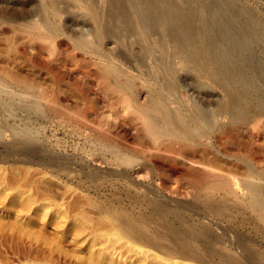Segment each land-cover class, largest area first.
I'll return each mask as SVG.
<instances>
[{"label": "bare ground", "instance_id": "bare-ground-1", "mask_svg": "<svg viewBox=\"0 0 264 264\" xmlns=\"http://www.w3.org/2000/svg\"><path fill=\"white\" fill-rule=\"evenodd\" d=\"M82 1L84 0H6L9 7L0 8V12L2 14L9 12L13 21L27 15L33 16L32 21L27 22L26 28L33 29L32 26H36L39 29L37 32L41 35L46 31L48 35L65 33L77 49L91 59L93 57L100 59V62L96 63L97 68L85 73L81 83L78 80H68L53 65L47 70L49 78L57 82L63 80L68 82L75 92L85 97L86 106H83L82 101L79 108V104L77 105L76 102L72 104V101H68L60 92L57 91L56 96L53 89L49 96L39 95L30 98L26 97L25 93L23 95L16 93L15 97V93L7 89L6 91V87L0 86V114L7 112L12 114L11 111L16 109L32 111L34 116L38 115L44 110L40 100L46 98L47 110L56 122H64L67 116L82 121V125H78L80 127L76 126V132L79 133L76 136L79 135L83 142L80 146L84 149L81 148V150L87 152L92 161L106 163L109 167L107 175L111 178L119 180L121 174H124L123 170L128 168H131V172L140 178L146 169V162H151L160 169H170L173 178L177 180L185 178L187 183L195 188L194 194L191 195L194 198H192L194 204H190L195 206L200 214L203 213L204 216L211 218L216 216L231 219L237 213L249 212L264 223V186L259 182L257 175L249 170L243 172L242 170L245 169H242L243 164L240 165L239 162L215 163L217 155L209 149V144L216 142L221 146L222 152L234 153L233 151L236 152L238 149L241 153V149L245 146L244 142L241 141L242 147L237 148L235 144L236 147H233L229 141H232L235 136L239 139V135L244 133L251 135L254 132L253 129L264 130V91H257L253 82L257 79L264 84V69H262L264 57L257 55L254 50H248L243 53L242 59L232 63L227 61L230 60L226 58L227 51L222 48L215 37L210 38L214 39L215 43L211 41L204 44H190L188 39L192 33L187 34L185 31V20L188 16L183 11L175 13L172 9V11L168 9L169 13L166 14L149 15L141 11V7L135 4L136 0H89V6H84ZM71 6L85 10L79 15L67 16L58 23L50 20L46 13V11H51L54 16L61 17L62 14L68 12ZM168 15L171 16V21L167 27L163 28L160 26L159 18ZM80 16L82 17L79 18ZM67 22L78 27H67ZM85 26L88 27L84 28ZM40 27H43L44 32L40 30ZM7 42L10 43L11 40ZM110 43L114 45H109ZM18 52L20 56L26 55L24 49H18ZM26 61L31 63H29L31 67L23 62L16 71H9V75L24 87H30V85H36L37 82V65L33 58L27 57ZM227 68L230 69L229 72ZM247 70L255 72L253 75L243 74L239 77L232 74L235 71L245 73ZM220 74H225V76L217 80ZM203 76L215 81L223 88V104H216L215 107L209 108L214 103V98L213 94L204 90L203 85L200 84L198 79ZM232 83L243 84V89L230 90L228 86ZM93 84L95 92L91 95L89 89ZM186 88L192 90V93L195 92V95L187 94ZM2 114L0 135L2 127L8 125L11 133L18 134L20 136L18 140L22 141V143L18 142L19 147L13 144L15 147H11L13 153L18 154L17 151L20 150L19 156L35 160L41 167H46L51 171L61 172V174L63 172L67 175L75 173V168L70 167L69 162H62L61 158L55 159L46 151H42L40 144L36 146L34 144L33 149H31L32 146L28 149L26 145L33 144L38 133L27 125L9 124V120L7 121L6 116ZM226 115L232 119L231 123L217 125L216 119ZM67 121H65L66 124ZM248 123H251L250 127ZM224 142L232 146L222 144ZM19 143L26 144L24 146L26 148H23V145L20 146ZM247 149L245 154L248 155L247 151L250 147ZM166 152L171 153V156H166L164 154ZM255 152L252 150L250 154L249 151L248 156L256 157ZM87 171L90 175L94 169ZM77 172L84 173L80 169ZM97 172L95 170L93 175ZM164 176L161 174L157 185L163 186L164 184L165 186ZM90 177L86 179L89 180ZM138 188L146 191L142 185ZM129 190L130 187L127 186V192ZM95 202L91 205L96 208L98 214L95 210L93 211L101 218L102 223L94 227L93 232L94 229L99 231L98 234L101 232L103 235L115 232L120 238L127 239L134 244V247L137 246L146 252L154 250L160 254L158 256L163 255L164 258L170 260L182 258L186 262L188 260L191 262L194 259L195 261L200 259L199 262L203 264L208 260L201 261V256H208L212 259L220 253L214 244L222 241L221 234L212 231L205 224L188 223L186 213L176 210L167 202L149 201L151 210L148 213H141L140 217H136L131 211L122 207L111 210ZM137 202L139 201L133 200L130 205L135 206ZM86 212H80V214L86 217L88 215ZM88 217H92L90 213ZM88 221L91 222L90 219ZM185 222L188 223L187 227L182 225ZM77 240L79 242V239ZM236 240L237 246L249 249H247V241L243 236H237ZM250 250L249 254L253 255L254 252ZM224 252L221 255H224ZM97 254L94 255L97 256ZM212 260L214 262V259ZM216 262L218 261L215 260L214 263ZM240 262L236 263L240 264Z\"/></svg>", "mask_w": 264, "mask_h": 264}, {"label": "rangeland", "instance_id": "rangeland-1", "mask_svg": "<svg viewBox=\"0 0 264 264\" xmlns=\"http://www.w3.org/2000/svg\"><path fill=\"white\" fill-rule=\"evenodd\" d=\"M144 1H150L149 8L158 6V0H136L135 4L140 6L141 11L144 13H147L148 11V6L142 7L141 2ZM163 2L171 7L169 10L172 9L175 13H179L178 6L183 8L181 11H185L189 9L190 5L187 0H163ZM238 3L243 4L248 11L261 19L262 24L260 30L264 32V0H237L233 2L231 6L232 11L237 10L239 6ZM82 4H84V6H89L90 1L84 0L82 1ZM201 6L205 10L200 12L198 18L193 24L192 30L188 32L192 33L190 36V42L192 41L191 43L193 45L202 42V35L198 32V29L205 23L204 19L209 16L210 12L216 11L221 7V1L202 0ZM4 7H9V4L6 0H0V8ZM84 10V8L80 9L71 6L68 9V12L62 14L61 17L54 16L51 11H46V13L50 20L58 23L60 21L62 22L67 16H73L74 14L79 15ZM169 10L165 11L163 14L169 13ZM156 11L158 10H153L149 13L151 15H157L155 14ZM183 13L188 16L190 12L186 11ZM246 14L249 16L251 15L249 13ZM81 17L82 16L79 18ZM167 17L171 18L169 15ZM167 17L159 18L160 26L163 28L167 27L170 23L168 20L170 18ZM243 17L244 14L239 12L235 19L241 20ZM31 18H33V16L27 15L24 18H19L13 21V17L9 12H6L5 14L0 12V86L3 88L6 87L5 90L7 89L15 93V97L16 93L19 95L25 93L26 97L29 96L30 98L39 95L49 96V94L55 90L53 92H55L56 96L58 91L62 96L65 95L64 97H66L68 101H72V104H75V102L77 105L79 104V108L83 101L82 103L85 107L87 101L85 100V97L75 92L68 82L63 80L64 82L61 81V83L49 78L47 70L53 65L56 70L60 74L65 75L68 80H78L81 83L84 80V74L88 73L90 69L95 70L97 68L96 63L100 62V59L96 57L91 59L87 54L77 49L65 33L54 35L50 33L48 35L47 31L44 32V29H42L43 27H40V30L44 32L43 35H41L37 32L39 29L36 26H32L33 29L29 27L26 28L27 22L32 21ZM229 22L234 23L235 21L229 19ZM66 26L71 28L78 27L73 26L72 23L68 22L66 23ZM87 27L88 26H85L84 28ZM8 40H11L13 44L11 42L8 43ZM211 41H214L215 43L214 39H210L208 43ZM111 44L114 45L113 43H110L109 45ZM252 47L264 51V44L253 45ZM18 49H24L26 55L20 56ZM25 56L26 58H33L34 63L37 65V82L36 85H30V87H24L9 75V71L14 72L23 62L27 63ZM29 63H27V65L28 67H31V63ZM224 76L225 74H220L216 79H222ZM198 80L200 84L203 85L204 90L213 94L214 103L209 106L210 109L215 107L216 104H223L224 90L221 86L205 76L200 77ZM253 82L257 91H264V84L260 82V80L256 79ZM58 84L60 85V88ZM56 86L61 89V91L57 89ZM228 88L230 90L239 91L243 89V84L232 83ZM89 90L92 93L91 95H93V92H95L94 84ZM185 90L187 94H193L192 96L195 95V92L192 93V90L187 88ZM12 95L14 96V94ZM45 99L46 98L40 100L41 107L44 110L35 116L32 111L16 109L11 111L12 114L10 112H7L8 115H6L7 113H1L4 117L6 116L7 121L9 120V124L18 126L27 125L28 127L33 128V130L38 133V136L34 139L33 144H21L22 141L18 140L20 139V136L11 133V128L8 125L2 127V134L0 135V264H57L56 262L59 264H67V262L69 264H186L187 262L190 264H202V262H199L200 259L199 261L198 259H196V261L194 259L191 262L189 260L186 262V260L182 258L170 260L161 255L163 256L162 259L161 256H158L159 253L156 251L155 254L154 250H149L147 252L141 248L140 250L137 246L134 247V244L130 243L127 239L120 238L115 232L107 233L106 235L101 234V232L98 234L99 231H95V229L93 232V228L98 227V225L102 223V220L96 215L98 212L95 210L96 208L91 205L92 202L96 201V204L98 203L111 210L112 208L117 209V207H122L131 211L136 217H140L141 213H148V211L151 210L148 202L152 200L167 202L176 210L185 212L188 223L198 222L205 224L212 231L221 234L223 238L222 241L220 240L221 242L214 244L215 248L220 252L217 253L218 256L216 255L212 257L214 262L217 260L219 264H233L234 261V264H237L239 261L243 264H264V223L259 221L254 215L249 212H244L237 213L231 219H225L216 216L211 218L209 216H204L203 213L200 214L197 208L190 204H194V200H192L193 196L191 195L194 194L195 188H193L190 183H187L188 181L185 178V180L183 178L180 180L173 178L170 169H160L151 162H146V169L143 172V177L140 176L141 179L137 178L135 174L131 172V168H128V171L124 169V174H121L119 180L111 178L107 175L109 168L108 165L106 163L92 161L91 157L87 155V152L85 153L83 151V146H80L83 142H81L82 138L79 135V137L76 136L79 134L76 132V126L80 127L82 121L80 119L78 120V118H76V121V119L74 120L70 118V116H67V120H70V122L65 120L67 121V124L64 120V122H56V119H52L49 114L50 112L47 110V102ZM83 106H81V108H84ZM1 114L0 117H2ZM231 121L232 119L228 118V115H226L218 117L216 119V124L221 126L223 124H229ZM64 124L66 125L64 126ZM66 126L68 127L65 128ZM250 126L251 123H248V127ZM252 131H254L252 132L253 134L251 133L252 136L248 133H244L243 135H239L241 138L238 136V139L235 136L236 139L233 138L232 141H229L233 144V147L237 146V148L239 146L242 147L244 144L245 146L242 148L243 150L241 149V153H239L237 148V150L234 149L236 150V152L233 151L234 153L222 152L221 146L216 142H211L209 144V149L217 155L215 163L222 162L223 164H228V161L239 162L240 165L243 164L242 169H245H241L243 172L248 170L252 171L259 178H257L259 182L264 186V130L253 129ZM71 133H73V135ZM237 139L239 141H237ZM207 141L209 140L207 139ZM241 141L244 143L242 144ZM18 142H21L19 143L21 144L20 146L23 145V148H26L24 147L26 145L28 149L30 146H32L31 149H33L36 145L40 144L42 151H46L52 157H55V159L61 158L60 160H63L62 162H69L68 164L71 165L70 167L75 168V173H72V175L71 173L70 175L68 174L69 177L67 174H63V172L61 174V172L59 173L48 170L46 167H41V165L35 160L24 159L19 156L20 150H18L19 152L17 151L18 154L12 152L13 150L11 147H14L16 144V147H19ZM222 144L232 146V144H225V142ZM234 144L236 146H234ZM249 147L251 149H249L250 154L252 153V150L254 152L258 150L255 152L257 155L256 157L252 158V156H248L249 151H247L248 155L247 153L245 154V150ZM81 148L83 149L81 150ZM255 148L257 150H254ZM164 154L169 157L171 156V153L168 152ZM36 159L39 160L38 157ZM76 167L80 168L77 169ZM79 169L84 173L79 174V172H77ZM85 169H94L93 173H95V170L98 172L93 175L91 171L89 175L88 171ZM161 174L165 175V186L164 184L163 186L160 184L157 185ZM73 176L74 178H72ZM87 177H90L91 180H87ZM139 185H142V188L145 187L146 191L139 189ZM175 185L177 186L176 188ZM72 186H74V188ZM127 186L130 187L129 192H127ZM65 188L66 191L64 192ZM242 192L243 190L241 193ZM238 193L241 195L239 191ZM133 200L139 201L137 202V205H130ZM91 206H93V208ZM93 210H95L96 214ZM77 211H79V213ZM84 211L86 212V215L88 214L86 217L80 214V212L85 213ZM89 213L92 217H88ZM72 217H74L75 220ZM88 218L92 223L88 221ZM96 221L98 223L101 222L97 224ZM188 223L185 222L182 225L187 227ZM87 225L88 227L90 225V227L88 228ZM237 236H243V238H245V241H247V243H245L248 246L247 249L249 248L248 250L237 246ZM76 238L79 239V242ZM100 240L101 242L99 243ZM66 241L69 242L67 243ZM70 241L73 242L71 243ZM103 244H105V246ZM219 244L221 246L216 247V245ZM249 250L252 253L254 252V254L250 255ZM222 252H224V255H221ZM93 253L98 254L96 256ZM56 255L57 257H60L59 259L61 260H59ZM63 258L67 261L64 262L65 260ZM52 259L55 260L53 261ZM212 259L208 256H201V261L204 262L208 260L210 264L213 262ZM208 261L207 263H204L209 264ZM214 262L212 264H218V262ZM241 262L240 264H242Z\"/></svg>", "mask_w": 264, "mask_h": 264}, {"label": "water", "instance_id": "water-1", "mask_svg": "<svg viewBox=\"0 0 264 264\" xmlns=\"http://www.w3.org/2000/svg\"><path fill=\"white\" fill-rule=\"evenodd\" d=\"M186 1V0H185ZM189 5V9L183 12H190L185 21L186 33L190 32L193 28V24L198 18L200 12H203L205 9L201 6L202 0H187ZM221 7L216 11L210 12L209 16L204 19L205 23L200 26L198 32L202 35L201 43H208L211 37L217 38V42H219L224 50L227 51V60L228 62H238V60L242 59L243 53L248 50H254L257 55L264 57V51L257 50L253 45L264 44V32L260 30V26L262 21L255 14L248 11L246 7L238 3L239 6L237 10L232 11L231 6L233 2L237 0H220ZM142 7L148 6L147 13L150 14V11L158 10L155 14L161 15L168 9L170 6H167L163 2V0H158L157 7H151L150 1L141 2ZM155 8V9H154ZM153 9V10H150ZM183 9L181 6H178V11L180 12ZM239 12L244 14L243 19L237 20L235 19ZM246 13H250L252 16H247ZM170 18V17H168ZM229 19L235 21L234 23L229 22ZM171 21V18L168 19ZM189 43L190 36H189ZM235 60V61H234ZM264 69V65L262 66ZM229 72V68L226 69ZM255 71H235L232 73L234 76L239 77L240 75H253ZM259 86V85H257Z\"/></svg>", "mask_w": 264, "mask_h": 264}]
</instances>
